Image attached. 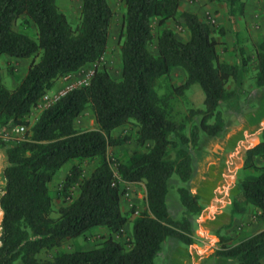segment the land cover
Returning <instances> with one entry per match:
<instances>
[{"label": "trees", "instance_id": "1", "mask_svg": "<svg viewBox=\"0 0 264 264\" xmlns=\"http://www.w3.org/2000/svg\"><path fill=\"white\" fill-rule=\"evenodd\" d=\"M123 1L121 77L115 79L106 68L97 67L86 85L66 92L31 122V112L59 79L100 61L113 11L108 0H81L73 25L56 0H0V56L31 58L13 89L3 85L0 68V135L11 126L25 128L21 139L0 136V264H155L166 239L193 243L190 219L204 207L192 189V172L203 171L215 159L205 145H213L225 127L219 107L237 99L238 92L227 85L238 77L248 58L241 57L237 64L221 61L217 53L221 41L208 21L190 11L179 12L180 0ZM208 1L225 3L229 17L243 14L244 0ZM22 15L26 18L21 19ZM179 17L189 33L186 40L167 26V20ZM154 22L159 30L155 53L151 50ZM30 27L35 28V37L28 33ZM254 53L255 86L264 94V40L255 45ZM175 67L186 75L174 87L177 93L193 83L204 93V109L189 134L184 123L170 117L154 89L156 80H169ZM88 104L97 127L76 129L74 120ZM128 123L135 125L136 142L146 150H136L125 160L113 159L109 148L130 140L128 135H113V130ZM95 159L99 160L95 168L84 176L82 163ZM262 160L264 126L259 143L246 150V171L237 183L240 196L232 203L238 213L252 207L263 229L235 245L220 239L213 253L228 264H264ZM69 161L76 163L65 176L59 195L70 201L54 217L49 184ZM122 181L145 186V205L132 218L130 237L124 236L129 215L121 206ZM75 185L78 194L72 198L69 191ZM174 186L183 207L180 218L171 216L167 208L168 191ZM92 227L109 232L94 247L37 258L42 250L59 247ZM161 264H167L166 258Z\"/></svg>", "mask_w": 264, "mask_h": 264}, {"label": "rangeland", "instance_id": "2", "mask_svg": "<svg viewBox=\"0 0 264 264\" xmlns=\"http://www.w3.org/2000/svg\"><path fill=\"white\" fill-rule=\"evenodd\" d=\"M108 1L113 11V17L109 31L108 44L104 55L102 56L100 61L96 63L88 64L82 67L81 69H79L78 71L59 79L55 87L49 93L47 92L41 98L38 105L31 112L29 116L31 122H34L36 120L37 116L39 115L40 111L43 108L49 106L51 102H52L51 104H53L60 96H62L63 92L66 93L72 90L73 88H78L86 85L95 68L104 67L108 70V72L113 78L119 79L121 77L120 31L122 28L124 1L123 0H108ZM56 2L58 6L61 8V10L67 15L71 24L74 25L79 17L81 0H56ZM218 8H221V6H219ZM215 13H217V11L214 12L212 10L211 13L204 12L203 16L211 26L213 30V34L218 39H224L225 38L224 25L227 23L226 18L224 21L218 19L219 15H215ZM228 20L231 23V26L229 27V29H227L229 31L228 38L230 42H233L234 55L239 60V62L241 60V57H247L248 59L246 64L240 67L241 69L238 73V77L235 80H231L227 85L229 90H234L238 92L237 99L234 100L232 104H229L227 102H222L219 107V110L221 111V114L225 121V127L223 131L229 129L230 127L232 129L240 128L241 124H243L244 122L243 121L244 114L247 112V110H251L255 108L257 99H260L259 95L261 94L259 93L262 90V89L260 90L257 89L255 86V75L257 69H256L254 47L257 43L253 41V36L247 26L246 20L244 17H241L238 13L233 15L232 17H229ZM155 24L156 23L154 22V31H153L154 45L151 46V50L154 53L156 52L155 49L156 36H157V32L159 31ZM175 25L176 26L179 25L178 20L175 21ZM28 33L31 36L35 37V28L33 27L28 28ZM224 44H226V42H224ZM223 49L224 51H226L227 49L226 45H224ZM241 49L244 51L243 52L244 54L240 53ZM15 60H16L15 58L8 57L6 55L0 56L2 83L8 89H13L14 87H16L18 81H20L21 77L25 73L22 67H19L18 71L14 70V68H16L17 66L15 64L16 63ZM10 62H12L13 64H11ZM11 72H13V74H11ZM15 72H17V74H15ZM185 76H186L185 71L182 68L180 67L173 68L170 73L169 80L163 78L157 79L156 82L154 83V89L157 93L158 98L160 97L162 98V100H164L163 104L168 110V113H170L169 114L170 117L175 121L184 123L185 132L189 134L192 126L198 123V119L200 116L199 112H202L201 110L204 109V93L200 85L197 83H193L182 93H177L174 90V87L181 84L185 80ZM75 120L78 129H95L97 127L90 104L86 106V108ZM256 128L255 130L258 129ZM8 129L9 128H7L5 131H7ZM255 130L253 129L247 132L245 130L243 133L244 138L242 139L243 141L241 142L243 144L248 145V142L252 137L251 134H253ZM136 132L137 129L135 125L132 123H128L114 130L113 135L115 136L128 135L130 136V140L126 143L117 146H111L109 148V154L113 159L125 160L130 155H132L133 152L136 150L138 151L146 150L144 147L138 146L136 142V137H137ZM11 134H12L11 137L12 136L15 137V134L13 132H11ZM221 134L216 138L213 145L206 144L205 148L209 151L214 152V154L218 153L220 149L218 144V139L222 136ZM148 144H150V142ZM98 161H99L98 159L89 162L85 161L82 163L81 166L84 170L85 167L87 166L91 167L93 165H96ZM111 167L114 171H116V166L114 162L111 163ZM62 182L63 180L57 181V179H54L49 184L50 192L54 197V212L52 213V216L54 217L57 216L58 214L57 213L58 208L67 204L70 201V199H65L63 196L59 195V192L62 188ZM141 183L144 184L143 182ZM178 183L179 182H177V184ZM137 185L140 188L132 189L129 187H123V194L121 197L122 207L125 209V212H127V214L129 215V222L126 225L130 234H132V218L134 215H137V213L140 210H142L141 208H138L137 205H130L132 201V195L138 196L140 201L143 200L145 202V195L143 196L145 191H143L144 189L141 188L142 187L141 184H137ZM219 188H222V186ZM77 191L78 188L76 185L70 189L69 192L72 198L76 196ZM139 193H142V197L139 196ZM168 200H169V210L171 214L174 215L173 214L174 212L178 213L175 204L176 200L175 197H173L172 193H170ZM132 208L134 209L133 213H131ZM1 217H2V213L0 209V221H1ZM101 228L102 227H92L82 236L65 240L63 244L59 247L51 248L48 250H42L40 253H38L37 258L40 260H44L51 258L55 253L61 251H71L74 249H90L94 247V245L102 239V236H106L105 231H102ZM222 242L224 243V240H222ZM220 245L217 248L213 249V251L209 256L213 257L212 259H214L216 264H228L226 262V259L214 255L213 253L214 250H217L220 247ZM158 262H159V256L155 259V264H157ZM204 264H211V263H207L205 261Z\"/></svg>", "mask_w": 264, "mask_h": 264}, {"label": "crops", "instance_id": "3", "mask_svg": "<svg viewBox=\"0 0 264 264\" xmlns=\"http://www.w3.org/2000/svg\"><path fill=\"white\" fill-rule=\"evenodd\" d=\"M244 1L243 14L240 16L245 18L247 26L253 36V41L258 43L259 41L264 40V0ZM219 6H221V8H218ZM184 10L197 14L198 17L205 21L207 20L203 16L204 12L211 13L212 10L214 12L217 11L215 15H219L218 19L224 21L226 18L227 23L224 25L225 38L219 39L221 42L217 46V53L219 59L223 62L231 64H237L239 62L233 53V42H230L228 38L229 31L227 29H229L231 23L228 20L229 15L225 3L210 2L208 0H180L179 12ZM25 18L24 15L21 16V19ZM177 20L179 22L178 26L175 25V21L172 19L167 20V26L173 30L176 37L186 40L189 37V33L184 21L181 17ZM224 42H226V44H224ZM224 45L227 47L226 51L223 49ZM15 59V64L17 66L14 70L18 71L19 67H22L23 71L26 72L31 58ZM10 63L13 64L12 62ZM11 74H13V72H11ZM15 74H17V72H15ZM50 91H48V93ZM260 94V99H257L255 108L247 110L244 114V122L241 124L240 128L232 129L230 127L222 132V136L218 139L220 149L218 153H215L214 161L207 164L203 171L194 170L192 172V189L198 194L199 202L204 207L199 216H194L190 219L192 228V234L190 236L193 239L192 245H186L180 241L166 239L163 242L162 250L158 255L159 262L157 264H161L165 258L167 264H204L205 261L207 263L216 264L214 259H212L213 257L209 255L213 249L220 245V239L224 240L226 245H235L242 238L263 229V224L256 219L252 207L249 206L244 213H238V211H233L232 205L233 199L240 196V189L238 188L237 183L238 178H240L246 171L243 169L246 150L260 141V129L264 125V94ZM74 127L78 129L76 120H74ZM11 128L12 126L0 136L4 139L11 138ZM255 128L257 130H255ZM253 129L255 132L251 134L252 137L250 138L248 145L243 144L241 141H243L242 139L244 138V131L246 130L247 132ZM75 163L76 161H69L61 166L55 172L52 181L54 179H57V181L64 180L69 169ZM95 166L96 165L85 167L83 175L88 176ZM1 183L2 176L0 167V184ZM137 184H141V188L145 191L144 184L141 182H121L122 187H129L132 189L140 188ZM221 186L222 188H219ZM177 189L176 186L169 188L167 195V208L171 216L180 218L184 213L183 207L179 201ZM170 193L173 194V197H175L176 200L175 204L178 213L174 212V215H172L169 210L168 197ZM77 194L78 191L76 192V196ZM144 195L145 193L143 196ZM139 196L142 197V193H139ZM130 205H137L138 208L143 209L145 202L143 200L140 201L138 196L132 195ZM122 209L125 211L123 207ZM101 229L102 231H105L106 235L109 234L107 229ZM112 236L115 239H119L117 234L112 233ZM124 236H131L127 229V225H125L124 228Z\"/></svg>", "mask_w": 264, "mask_h": 264}, {"label": "built area", "instance_id": "4", "mask_svg": "<svg viewBox=\"0 0 264 264\" xmlns=\"http://www.w3.org/2000/svg\"><path fill=\"white\" fill-rule=\"evenodd\" d=\"M62 94L64 95L65 92H63ZM11 130H12L11 132H13L15 134V138L21 139L23 136L25 128H24V126H12Z\"/></svg>", "mask_w": 264, "mask_h": 264}]
</instances>
